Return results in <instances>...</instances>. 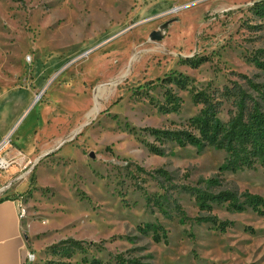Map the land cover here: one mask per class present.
I'll list each match as a JSON object with an SVG mask.
<instances>
[{
  "label": "rangeland",
  "instance_id": "374dc122",
  "mask_svg": "<svg viewBox=\"0 0 264 264\" xmlns=\"http://www.w3.org/2000/svg\"><path fill=\"white\" fill-rule=\"evenodd\" d=\"M55 56L71 62L50 82L71 133L22 205L30 264H264V215L243 198H264V166L220 172L224 151L151 133L188 130L196 96L225 88L264 112V0H0V86ZM235 110L223 100L220 121ZM197 191L242 209H200Z\"/></svg>",
  "mask_w": 264,
  "mask_h": 264
},
{
  "label": "crops",
  "instance_id": "0c3cea01",
  "mask_svg": "<svg viewBox=\"0 0 264 264\" xmlns=\"http://www.w3.org/2000/svg\"><path fill=\"white\" fill-rule=\"evenodd\" d=\"M70 64L66 57L43 59L34 64L25 87L0 86V144L11 137L6 157L17 162L0 180V264H26V239L19 213L37 166L60 152L71 133L59 95L54 90L50 94V82L60 78ZM85 88L87 94L93 91L92 86ZM62 89L60 86L58 92ZM42 91L43 99L36 103L35 97ZM71 130L76 132V128Z\"/></svg>",
  "mask_w": 264,
  "mask_h": 264
},
{
  "label": "trees",
  "instance_id": "16d2710c",
  "mask_svg": "<svg viewBox=\"0 0 264 264\" xmlns=\"http://www.w3.org/2000/svg\"><path fill=\"white\" fill-rule=\"evenodd\" d=\"M257 90L264 95L261 87L257 86ZM200 95L196 96V101L202 104V109L198 116L189 121L188 130L173 132L151 130V133L182 148L192 146L199 151L205 148L224 151L228 157L220 167V172L236 173L254 169L257 164L264 166V112L261 104L256 101L248 103V96L237 89L230 91L225 88L223 91H216L212 96L202 95V98ZM229 99H233L236 110L230 114L229 121L224 124L218 116L223 100ZM151 150L161 154L156 148ZM195 198L200 209L203 210L209 207L208 202L227 203L230 209L236 211L242 209L239 198L232 192H222L214 196L197 191ZM243 198L245 205L259 215H264V198L250 194H244ZM203 222L213 223L221 232L226 231L229 225L219 222L215 217L207 218ZM156 242L160 240L156 238ZM117 262L118 264L134 263L122 261L121 257L117 258Z\"/></svg>",
  "mask_w": 264,
  "mask_h": 264
},
{
  "label": "built area",
  "instance_id": "2783aa9c",
  "mask_svg": "<svg viewBox=\"0 0 264 264\" xmlns=\"http://www.w3.org/2000/svg\"><path fill=\"white\" fill-rule=\"evenodd\" d=\"M32 60L31 58H28V63H31ZM43 95H44V91L38 93L35 97V102L39 103L42 101L43 99ZM12 146V141H11V137L8 136L1 144H0V180L2 177H4L7 172L9 171V169L14 166L17 165L16 160H12V159H8L6 157L8 151L10 150ZM23 211L20 210V218H22L23 216ZM34 260V256L31 255L30 253H28L26 255V260L25 263L26 264H30L31 262H33Z\"/></svg>",
  "mask_w": 264,
  "mask_h": 264
}]
</instances>
